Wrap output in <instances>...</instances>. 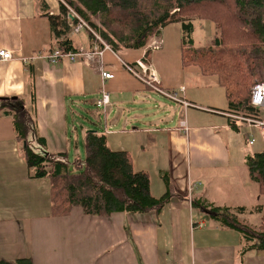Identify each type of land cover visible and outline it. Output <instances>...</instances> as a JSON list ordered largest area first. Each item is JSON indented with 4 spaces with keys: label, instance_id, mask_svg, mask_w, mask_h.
<instances>
[{
    "label": "crops",
    "instance_id": "0c3cea01",
    "mask_svg": "<svg viewBox=\"0 0 264 264\" xmlns=\"http://www.w3.org/2000/svg\"><path fill=\"white\" fill-rule=\"evenodd\" d=\"M59 6L56 0H0V49L12 55L0 60V97H20L26 109L34 113L47 150L66 153L69 160H80V142L89 130L104 134L111 149L130 154L134 170L148 173L153 197H161L168 190L170 200L156 215L116 212L96 216L85 214L80 207L67 215H53L49 180L29 176L12 118L1 115L0 261L264 264V251L245 252L242 235L222 227L206 212L246 206L238 216L244 220L254 214L252 207L264 196L258 195V185L251 183L248 175L241 179L243 191L235 192L226 183L239 178V171L245 169L240 168V159L231 158L224 134L235 138V132L245 136L249 130L234 117L237 115L226 112L227 100L217 76H204L199 67L182 65L181 24L171 22L161 28L158 38L162 44L153 52L146 48L116 53L105 50L103 69L114 78L102 79L81 59L51 64L37 56L52 46L46 14L58 15ZM83 31L74 34L70 30L67 34L73 49L92 47L94 39ZM195 32L194 23V40ZM74 38H78L77 43ZM141 59L158 77L160 89L176 91L190 103L186 109L120 64ZM102 89L109 94V104L98 107ZM182 120L189 128L186 133L180 126ZM191 183L200 184L189 193ZM217 184L226 187L222 197L215 193ZM235 194L250 202L233 203ZM196 200L199 219L187 220ZM258 221L257 227L261 216ZM164 229H169L168 234Z\"/></svg>",
    "mask_w": 264,
    "mask_h": 264
},
{
    "label": "trees",
    "instance_id": "16d2710c",
    "mask_svg": "<svg viewBox=\"0 0 264 264\" xmlns=\"http://www.w3.org/2000/svg\"><path fill=\"white\" fill-rule=\"evenodd\" d=\"M116 53L143 49L161 28L181 24L182 65L197 66L204 76H217L227 100L226 112L258 118L249 101V89L264 83V0H65ZM58 15H49L52 46L73 50L66 39L70 27L68 9L60 4ZM210 21L217 33L206 46H196L194 21ZM219 31V34H218ZM93 38L91 33H88ZM148 52V51H147ZM146 52V54H147ZM12 118L19 152L31 178H47L50 184L51 213L67 215L80 207L85 214H159L170 200L168 190L161 197L150 192L146 171L133 169L132 157L110 148L104 134L87 132L83 159L70 162L66 153H50L39 136L34 113L21 98L0 97V116ZM234 123L236 119H231ZM248 177L264 196V147L245 158ZM168 186V184H167ZM195 202H192L194 204ZM234 210V211H233ZM212 218L222 227L242 235L244 251H264V204L251 211L261 216L257 228L236 217L246 206L213 208ZM0 264H31L29 258Z\"/></svg>",
    "mask_w": 264,
    "mask_h": 264
},
{
    "label": "built area",
    "instance_id": "2783aa9c",
    "mask_svg": "<svg viewBox=\"0 0 264 264\" xmlns=\"http://www.w3.org/2000/svg\"><path fill=\"white\" fill-rule=\"evenodd\" d=\"M57 2H60L64 4L68 9V14L66 16V21L70 27V30L74 34H78L83 30L88 31V33H91L93 36V45L90 49L85 50L83 47H80L78 49L63 51L58 48H54L52 51H46L43 50L40 53H38L37 56L44 57L48 62L51 64H56L60 61L66 60L70 62L77 61L81 59L83 63H85L87 66L94 67L101 75L102 79H111L114 78V75L112 73L106 72L103 69V62H102V55L105 50L112 51L115 53L110 45H108L101 36L96 33L90 25L79 15L77 14L72 8H70L63 0H56ZM162 40L158 38L157 36L152 37V39L147 43L146 49L147 51H155L161 47ZM35 56V57H37ZM12 55L11 52L6 49H0V60H8L11 59ZM123 68L130 72L131 74L135 75V77L139 78L143 83L150 85L155 89L157 92L162 94L164 97L173 100L174 102H178L186 109L190 103L186 101L184 98L180 97L178 92L176 91H169L166 89H160L158 86L159 79L158 77L153 73L152 69L149 65L145 62L144 59L138 60L135 63H125L121 61ZM149 71V75L147 77V72ZM184 87H180V91H183ZM250 105L259 111L262 115L260 118H254V117H239L234 116L235 118L239 120H243L246 124V127L248 128V133L246 136V142L249 145H253L257 139V136L253 133V128H258V134L259 137L264 140V83H255L254 86L250 89ZM109 104V94L106 90H101V95L99 99L96 101V105L98 107H105ZM243 123V122H242ZM181 128H183V131L185 133L189 128H187L186 123L184 120L180 122ZM199 185L200 183H191L189 186V193L192 192L194 187L196 185ZM194 226L195 224L192 223Z\"/></svg>",
    "mask_w": 264,
    "mask_h": 264
},
{
    "label": "rangeland",
    "instance_id": "374dc122",
    "mask_svg": "<svg viewBox=\"0 0 264 264\" xmlns=\"http://www.w3.org/2000/svg\"><path fill=\"white\" fill-rule=\"evenodd\" d=\"M63 1L65 2V0H63ZM58 3L61 4L60 2H58ZM194 23L196 24L195 45L196 46H201V47L208 45L210 40H211V38L215 35V33H217L215 25L212 22L207 21V20L206 21L196 20V21H194ZM82 32L84 33V31H82ZM218 34H219V31H218ZM74 39H75V42H76V40L78 38H74ZM253 86H254V84H253ZM251 87H250V89H251ZM249 94H250V91H249ZM257 114H258V118H260L261 115H262L259 111H258ZM237 115L239 117H245L242 112L237 114ZM241 122H243L242 124L245 123L243 120ZM252 129H253V133L257 136V139H256V141H255V143L253 145H249L244 140L245 136H243L242 133L238 134L237 132H235V135H236L235 138H233L230 133H225L224 134L225 139H226V141L228 143L229 149L231 151V158L232 159H235V158L240 159L239 166H240L241 169H245V172L239 171L241 174H243V177L240 174L239 178L235 177L234 179H230L229 181L226 182L227 184L232 186V189L235 192L236 191H243V185H242L241 179H242V181H243V179L245 180L246 175H248L247 166H246V162H245L246 156L251 155L253 153H256V151L260 150V148H262V146L264 144L262 139L259 137L258 128L257 127L256 128L252 127ZM82 145H83V143L81 141L80 142V159H83V146ZM73 151H74V149H73ZM241 159H244V162L241 161ZM70 162H73V160L70 159ZM233 170L234 169H232L231 171H233ZM231 171H229V172H231ZM248 179H249V177H248ZM251 183H253V181ZM251 187H253L255 189L256 184H253ZM202 188L203 187H201V189ZM216 188H218V190L215 191V193L217 194V197H222V195L225 193L226 187L217 184V186L214 187V190ZM258 195H260V194L258 193ZM211 199H213V198L210 197L209 200H211ZM233 200H234L233 203H235V204H237V202H239V201L250 202L249 198L240 197L238 194L237 195L236 194L233 195ZM196 202H197V200L195 201L194 204H192L193 208H192L191 212L189 214H187V220L189 218L192 219V220H196V219L198 220L199 219L198 216L201 213L199 212V208L197 207L198 204ZM198 202L200 203L201 200H199ZM224 203H225L224 201H220L219 202V204H224ZM258 204H264V198H260V200L258 201ZM235 214H236V217L239 220H241L245 224H248L249 226H251V224H256V225H253L254 228H256L258 223H259V221H258L259 220V216H260L259 214L254 213L249 218H244L245 221L242 220L240 217H238L239 216L238 213H235ZM191 229H192V231L194 230L193 228H191ZM163 231H164V233L168 234L169 229H164Z\"/></svg>",
    "mask_w": 264,
    "mask_h": 264
},
{
    "label": "water",
    "instance_id": "95a60500",
    "mask_svg": "<svg viewBox=\"0 0 264 264\" xmlns=\"http://www.w3.org/2000/svg\"><path fill=\"white\" fill-rule=\"evenodd\" d=\"M95 130H89V132H94ZM208 214H213V215H215V213L214 212H210V211H206Z\"/></svg>",
    "mask_w": 264,
    "mask_h": 264
}]
</instances>
